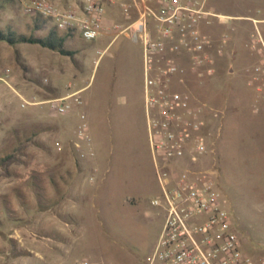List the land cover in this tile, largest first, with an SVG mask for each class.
Masks as SVG:
<instances>
[{"label": "rangeland", "instance_id": "1", "mask_svg": "<svg viewBox=\"0 0 264 264\" xmlns=\"http://www.w3.org/2000/svg\"><path fill=\"white\" fill-rule=\"evenodd\" d=\"M2 3L0 28L30 33L17 0ZM206 8L226 18L201 26L207 58L191 72L182 57L170 90L201 109L205 153L196 165L214 182L241 252L264 257V59L253 43L256 28L264 41V22L250 20H264V0ZM49 31L63 35L49 20L34 35ZM118 37L106 50L108 36L66 37L70 56L0 42V159L15 156L0 166V264H148L164 213L151 205L160 190L147 128L120 110L136 88L121 87ZM73 92L81 104L67 114L45 103ZM80 114L89 146L76 135ZM187 164L165 165L173 174Z\"/></svg>", "mask_w": 264, "mask_h": 264}, {"label": "built area", "instance_id": "2", "mask_svg": "<svg viewBox=\"0 0 264 264\" xmlns=\"http://www.w3.org/2000/svg\"><path fill=\"white\" fill-rule=\"evenodd\" d=\"M78 0L69 7H57L47 0H17L26 15L48 19L60 31H72L84 40H93L108 28L102 26L104 2ZM207 0H131L140 26L144 60V110L146 128L160 198L151 205L161 207L162 225L148 264H264V257L241 252L240 239L231 226L214 182L196 165L205 153L201 135L203 119L199 107L190 108L186 98L172 92V78L184 73L180 60L187 58L189 70L202 67L209 44L201 31L212 19L222 21L206 8ZM124 16L130 6L120 4ZM254 24L264 20H252ZM256 28V27H255ZM254 45L263 52L264 41L256 28ZM0 81L4 79L0 76ZM77 92L47 100L49 109L67 114L81 104ZM24 101V105H36ZM76 135L90 145L85 118L79 115ZM78 145V144H77ZM90 155H92L90 151ZM186 159L189 164L172 174L166 163ZM165 165V166H164Z\"/></svg>", "mask_w": 264, "mask_h": 264}, {"label": "crops", "instance_id": "3", "mask_svg": "<svg viewBox=\"0 0 264 264\" xmlns=\"http://www.w3.org/2000/svg\"><path fill=\"white\" fill-rule=\"evenodd\" d=\"M78 0H51L52 4L61 7H69L74 5ZM130 6L128 16H124L120 4ZM137 14L131 7V0H115L113 3L104 2V13L102 16V26L108 28V31L101 35L111 37L106 43L104 50L111 48L119 39V35H123V40L119 47H116V54L122 59V76L120 84L122 88H136L133 97H125L120 104V110L125 112L129 118L135 117L140 119L146 130V115L144 110V60L142 46L140 42V26L135 24L125 30L119 32L117 28H125L136 20ZM137 26H139L137 28ZM135 37H134V36ZM133 46V47H132ZM97 104L95 105V107ZM77 120L76 118H74ZM79 120V116H78ZM80 122V120H79Z\"/></svg>", "mask_w": 264, "mask_h": 264}, {"label": "trees", "instance_id": "4", "mask_svg": "<svg viewBox=\"0 0 264 264\" xmlns=\"http://www.w3.org/2000/svg\"><path fill=\"white\" fill-rule=\"evenodd\" d=\"M2 1L3 0H0V9L3 7ZM30 18L33 22L32 30L30 33L27 34L25 32H18L10 26H5L3 28H0V42H4L12 47L18 44L39 45L43 48H47L62 55L70 56L71 54H73L72 52H68L63 48L64 40L66 39V37L74 35L72 31H63L62 36H57L55 35V33L49 31L47 32L46 36L37 37L34 35L35 31L45 28V20L48 19H42L41 17L34 15H30ZM27 141H29V139ZM14 161L15 156L8 155L5 158L0 159V166L8 165L10 163H13ZM3 209H6V207L4 206Z\"/></svg>", "mask_w": 264, "mask_h": 264}]
</instances>
